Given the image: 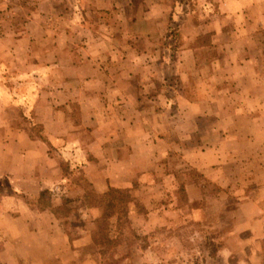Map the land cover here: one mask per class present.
Returning <instances> with one entry per match:
<instances>
[{
  "label": "rangeland",
  "instance_id": "1",
  "mask_svg": "<svg viewBox=\"0 0 264 264\" xmlns=\"http://www.w3.org/2000/svg\"><path fill=\"white\" fill-rule=\"evenodd\" d=\"M245 8L255 19L260 18L264 0H12L10 12L0 20V127L26 128L33 138L46 140L49 153L51 147V153L61 161L69 178L60 183L62 192L48 194L47 189L29 202L49 209L60 221L75 250L69 255L75 260L69 264H264V237L246 227L252 224L242 218L244 212L226 210L235 207L237 196L226 197L206 176V167L197 166L208 163L202 152L207 150V140H213V146L221 145V124L215 131L202 118L204 124L192 150L186 145L185 130H175L168 123L165 132L172 143L160 144L156 163L151 162L136 181V185L150 187L134 196L128 187L111 185L105 193L97 194L85 177L87 162L72 170L71 159L65 158V147L69 146L70 152L76 147L78 130L72 127L67 136L50 139L37 115L42 104L49 105L50 90L64 84L62 77L69 72L63 62L96 51L95 44L105 47L102 53L109 61L120 56V51L113 53V46L131 42L157 45L173 82L187 79V84L191 83L190 73H179L177 51L182 46L212 44V33L204 25L225 22L227 41L244 43L250 34L264 44V28L246 23L249 12ZM33 45V53L14 52ZM90 45L93 51H89ZM17 55L32 58V66L30 60L25 66L16 64ZM66 108L77 123L81 119L78 102L72 101ZM81 146L83 157L92 158L85 152L86 146ZM2 180L6 179H0V184H4ZM190 180L203 191L194 201L186 189ZM78 195L87 209L73 204L72 197ZM78 239L86 243H73ZM3 245L0 240V253ZM0 264L4 262L0 260Z\"/></svg>",
  "mask_w": 264,
  "mask_h": 264
},
{
  "label": "crops",
  "instance_id": "2",
  "mask_svg": "<svg viewBox=\"0 0 264 264\" xmlns=\"http://www.w3.org/2000/svg\"><path fill=\"white\" fill-rule=\"evenodd\" d=\"M246 10V23L264 28V15L255 19ZM224 24L212 21L204 25L212 33V44L178 49L179 73H190L189 84L187 79L173 82L166 74L157 45L131 42L113 46V53L120 51V56L110 61L103 56L101 44H95L92 53L69 57L63 62L69 72L62 77L64 84L50 90L49 105L42 104L38 121L50 139L67 136L72 127L78 130L73 145L80 144V148L70 152L66 146L65 158L71 159L72 170L87 162L85 177L97 194L111 185L128 187L134 196L150 187L136 185V181L151 162L156 163L160 144L172 143L165 132L168 123L175 130H185L186 145L192 150L204 124L202 118L213 129L221 124V145L213 146V140H207V150L202 152L208 163L197 166L206 167V176L226 197L237 196L235 207L226 210L244 212L242 218L252 224L246 227L264 237V44L250 34L244 43L229 42ZM88 48L93 51L94 46ZM34 49L35 45L14 52L33 53ZM215 52L218 54H212ZM15 60L20 66L30 60L32 66V58L17 55ZM72 101L80 106L77 123L66 108ZM152 117H156L153 124ZM83 144L92 158L83 157ZM51 149L49 153L46 142L33 138L26 128L0 127V179H6L0 191L12 189L0 192V240L4 241L0 260L4 264H69L75 260L69 257L75 253L69 235L55 214L29 202L47 189L48 194L59 195L60 183L69 180ZM186 189L192 201L203 194L195 180L188 181ZM72 198L73 204L84 207L81 195ZM76 242L86 243L73 240Z\"/></svg>",
  "mask_w": 264,
  "mask_h": 264
},
{
  "label": "built area",
  "instance_id": "3",
  "mask_svg": "<svg viewBox=\"0 0 264 264\" xmlns=\"http://www.w3.org/2000/svg\"><path fill=\"white\" fill-rule=\"evenodd\" d=\"M12 0H0V20L10 12Z\"/></svg>",
  "mask_w": 264,
  "mask_h": 264
},
{
  "label": "trees",
  "instance_id": "4",
  "mask_svg": "<svg viewBox=\"0 0 264 264\" xmlns=\"http://www.w3.org/2000/svg\"><path fill=\"white\" fill-rule=\"evenodd\" d=\"M42 139H43V138H42ZM43 140H45V139H43ZM45 141H46V140H45ZM50 142H51V141H50ZM202 260H203V262H205V261H206V257L204 256Z\"/></svg>",
  "mask_w": 264,
  "mask_h": 264
}]
</instances>
